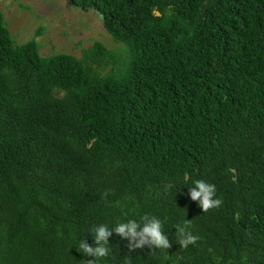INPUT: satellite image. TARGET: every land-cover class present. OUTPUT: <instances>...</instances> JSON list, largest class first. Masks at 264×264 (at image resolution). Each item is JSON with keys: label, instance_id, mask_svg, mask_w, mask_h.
I'll return each instance as SVG.
<instances>
[{"label": "trees", "instance_id": "1", "mask_svg": "<svg viewBox=\"0 0 264 264\" xmlns=\"http://www.w3.org/2000/svg\"><path fill=\"white\" fill-rule=\"evenodd\" d=\"M70 1L125 48L44 57L0 11V264H81L89 229L145 213L199 239L113 233L100 264H264V0Z\"/></svg>", "mask_w": 264, "mask_h": 264}, {"label": "rangeland", "instance_id": "2", "mask_svg": "<svg viewBox=\"0 0 264 264\" xmlns=\"http://www.w3.org/2000/svg\"><path fill=\"white\" fill-rule=\"evenodd\" d=\"M0 11L13 39L18 44L35 39L44 57L66 53L81 58L97 41L116 52L125 48L105 29L99 12L76 8L70 0H0Z\"/></svg>", "mask_w": 264, "mask_h": 264}, {"label": "clouds", "instance_id": "3", "mask_svg": "<svg viewBox=\"0 0 264 264\" xmlns=\"http://www.w3.org/2000/svg\"><path fill=\"white\" fill-rule=\"evenodd\" d=\"M187 196L191 201H196L207 212L215 209L223 203L222 198L217 195V186L205 179L193 181L189 187ZM176 225L175 240L165 230L164 221L157 215L145 213L138 218H128L117 221L113 225L108 223H98L87 232L92 234L93 243H89L84 237L80 239L78 245H74L78 252L92 259H81V264H100L102 258L108 257L111 253L109 237L115 233L122 240L126 241L125 247L131 251L136 249H147L155 253L168 250L173 243H177L182 248H187L190 244H195L199 239L193 234L188 224Z\"/></svg>", "mask_w": 264, "mask_h": 264}, {"label": "water", "instance_id": "4", "mask_svg": "<svg viewBox=\"0 0 264 264\" xmlns=\"http://www.w3.org/2000/svg\"><path fill=\"white\" fill-rule=\"evenodd\" d=\"M156 14L160 16V13L159 12H156Z\"/></svg>", "mask_w": 264, "mask_h": 264}]
</instances>
